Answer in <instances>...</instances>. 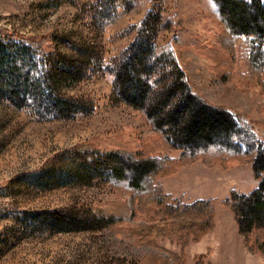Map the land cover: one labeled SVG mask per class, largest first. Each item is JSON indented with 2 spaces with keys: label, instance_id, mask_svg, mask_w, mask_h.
Wrapping results in <instances>:
<instances>
[{
  "label": "rangeland",
  "instance_id": "374dc122",
  "mask_svg": "<svg viewBox=\"0 0 264 264\" xmlns=\"http://www.w3.org/2000/svg\"><path fill=\"white\" fill-rule=\"evenodd\" d=\"M160 1L163 20L171 17L178 25L166 22L157 44L171 40L173 30L180 38L182 35L184 43L179 39L175 47L193 90L201 99L226 107L238 124L248 123L256 144L264 145L262 79L250 73L235 48V53L230 49L219 57L225 30L222 21L206 10L203 0ZM91 3L93 0H0V27L27 35H50L61 52L55 73L70 71L58 78L55 86L94 102L87 114L39 119L2 99L0 93V185L11 179L9 191L0 194V202L11 201L36 211L90 206L117 211L122 199L131 206L130 195L109 182H78L64 174L47 177L50 169L61 168L65 149L91 145L129 151L141 146L147 154H167L172 159H178L182 151L173 140L164 141L131 105L113 99L108 75H82L92 55L118 53L131 41L132 24L139 21L148 0H137L124 10L118 7L116 17L104 25L93 17ZM238 143L244 148L245 144ZM229 158L208 162L202 156L187 161L182 158L174 169H161L153 180L157 202L141 203L139 219L130 223L57 230L49 217L36 222L29 215H0V264H138L144 256L145 263L153 264L151 255L167 257L169 251L183 252L187 263L200 254L202 264H264L262 246L255 236H251L255 250L248 246L224 201L231 191L252 190L257 178L244 155ZM49 162L52 167L46 168ZM154 165L161 167L155 160ZM37 168L42 171L36 176L27 173ZM69 180L75 181L67 183ZM206 198L213 203L212 223L194 239L179 219L168 216L166 204L180 207ZM144 224L153 226L149 243L140 237L146 231Z\"/></svg>",
  "mask_w": 264,
  "mask_h": 264
},
{
  "label": "trees",
  "instance_id": "16d2710c",
  "mask_svg": "<svg viewBox=\"0 0 264 264\" xmlns=\"http://www.w3.org/2000/svg\"><path fill=\"white\" fill-rule=\"evenodd\" d=\"M136 1L93 0L91 12L98 24L104 25L116 17L118 7L124 10ZM203 1L206 10L220 19L225 28L221 46L223 51L219 57L225 55L223 52L234 51L235 48L246 60L250 73H257L264 86V0ZM166 22L173 25L174 19L170 17ZM166 22L162 17L161 1L148 0L141 18L132 24L134 34L131 41L118 53L105 57L104 54L92 55L88 58L87 66L83 67L82 75L93 72L108 75L113 99L131 105L164 141L177 143L176 147L182 148L178 159H172L167 154H147L148 150L141 146L129 151L118 146L103 149L91 145L70 147L64 151L61 168L50 169L47 177L57 178L64 174L78 182H109L130 195L131 206H127L122 199L117 211L92 206L36 211L21 208L11 201H1L0 215H29L36 222L49 217V223L55 224L57 230L84 226L100 228L124 221L130 223V220L137 218L141 203L157 202L153 180L161 169L164 168L163 172L174 169L182 158L187 161L202 156L208 162L221 157L235 159L238 155H244L245 160L252 164L257 185L245 193L231 191L224 201L232 209L248 246L255 250L251 245L255 236L264 251V145L256 144L248 123L241 121L242 124H238L226 107L201 99L193 90L175 47L179 39L184 43L182 35L180 38V34L173 30L172 38L166 44L158 45L156 42ZM60 61L61 52L50 35H27L0 27L2 99L39 119L73 118L91 112L94 107L91 98L66 94L56 87L58 78L70 73L69 70L68 73H55ZM233 140H236L235 144L230 146ZM237 141L245 144L244 148ZM154 160L161 167L155 168ZM45 167H52V163ZM41 171V168H37L27 173L36 176L35 173ZM10 181L0 185V194L9 191ZM72 181L75 180L67 183ZM166 207L168 216L179 219L180 226L194 239L212 223L214 209L209 198L180 207L173 203L166 204ZM77 222L90 224L78 226ZM152 227L144 226L146 231L140 236L144 242L151 241L152 237H148V234H151ZM150 258L155 260L153 264H202L203 259L199 254L193 263H187L183 252L177 254L173 251H169L167 257L151 255ZM146 259L147 256H144L143 263L138 264H147Z\"/></svg>",
  "mask_w": 264,
  "mask_h": 264
}]
</instances>
